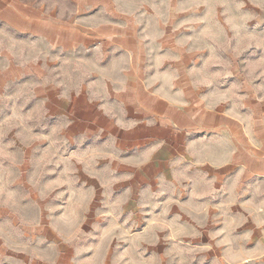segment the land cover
Masks as SVG:
<instances>
[{"label":"rangeland","instance_id":"1","mask_svg":"<svg viewBox=\"0 0 264 264\" xmlns=\"http://www.w3.org/2000/svg\"><path fill=\"white\" fill-rule=\"evenodd\" d=\"M10 1L0 5L5 264H264L262 255L249 262L211 260L223 252L216 241L206 247L181 241L172 224L153 220L157 212L144 216L150 221L143 227L129 224V234L110 236L111 214L94 204L105 210L141 199L120 197L125 181L81 176L93 170L101 141L94 132L102 118L93 109L103 96L101 75L120 83L129 63L148 76L181 67L204 94H236L233 85L215 83L238 67L264 93V0ZM67 30L83 35L67 43ZM99 31L110 38L96 37ZM243 216L245 227L264 224L263 214ZM125 217L116 220L123 225ZM251 242L258 243L255 233L239 247L254 252Z\"/></svg>","mask_w":264,"mask_h":264},{"label":"crops","instance_id":"2","mask_svg":"<svg viewBox=\"0 0 264 264\" xmlns=\"http://www.w3.org/2000/svg\"><path fill=\"white\" fill-rule=\"evenodd\" d=\"M9 2L0 0V5ZM64 33L67 43L83 35ZM109 34L99 31L96 37L107 40ZM175 70L148 76L129 63L120 83L113 74L98 79L103 96L100 103L94 99L93 109L102 124L95 123L94 133L101 141L94 148L93 170L81 176L125 181L120 197L141 200L124 207L109 204L105 210L95 203L94 208L111 214L110 236L113 230L129 234V224L143 227L150 221L144 216L157 212L153 220L172 224L181 241L205 247L216 241L223 252L211 260H256L264 256V224L245 227L242 220L246 213L264 215V93L242 78L238 67L215 83L233 85L236 94H204L181 67ZM96 192L101 199L102 192ZM248 197L257 202L247 205ZM135 212L136 219L127 216ZM119 214H126L123 225L116 220ZM254 233V252L241 249ZM6 246L2 230L0 264L6 262Z\"/></svg>","mask_w":264,"mask_h":264}]
</instances>
